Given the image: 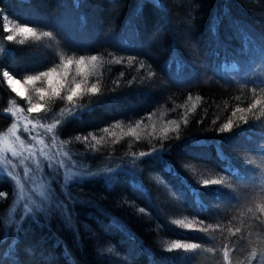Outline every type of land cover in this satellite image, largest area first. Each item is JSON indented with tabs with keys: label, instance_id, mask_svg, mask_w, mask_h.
<instances>
[{
	"label": "trees",
	"instance_id": "16d2710c",
	"mask_svg": "<svg viewBox=\"0 0 264 264\" xmlns=\"http://www.w3.org/2000/svg\"><path fill=\"white\" fill-rule=\"evenodd\" d=\"M81 57L63 100L24 84ZM12 108L55 125L64 210L7 224L0 178V264H264V0H0V132Z\"/></svg>",
	"mask_w": 264,
	"mask_h": 264
},
{
	"label": "rangeland",
	"instance_id": "374dc122",
	"mask_svg": "<svg viewBox=\"0 0 264 264\" xmlns=\"http://www.w3.org/2000/svg\"><path fill=\"white\" fill-rule=\"evenodd\" d=\"M29 11L33 13L34 10L31 8ZM59 14L60 12H57L54 16H58ZM63 16L68 24L74 25L73 28L78 26L77 19L74 16L73 19L68 15L65 17L63 14ZM63 16L60 15L59 18L61 19L55 18V20L60 23ZM90 30L89 22H87L85 28L80 30V33H86ZM65 65L68 64L61 63L53 68H56L58 73H64L67 70L78 71V69L83 68V66L78 68L77 65L69 68L68 65L67 69H65ZM52 79H59V76L53 77ZM27 80L26 78L24 84H28L25 83ZM6 81L8 82V78H6ZM13 81L16 80L13 79ZM41 83L45 84L48 83V81L42 79ZM23 86L22 82H14L11 84V87L15 88L19 93H21ZM37 96H39V93H37ZM19 110L20 111H18V109L13 110V108L10 110L12 118L9 120L10 122L7 128L0 132V178L7 180L11 188L5 221L7 224L14 226L19 225L26 217H34L38 212H43L47 209L59 208L60 210L64 208L63 205L52 197L43 180V175L46 176L48 171L51 170L47 167L48 163L54 161L47 146L48 144H52L54 148L56 147V140L55 144L52 143L53 133L47 131V128L52 126L53 123L48 124L47 121H45V112L44 114H40L42 113L40 112L37 115L27 114V116H25L20 108ZM147 122L152 123L153 121L148 119ZM148 125L150 126L151 124ZM16 136H19L20 140H16ZM13 141H15V143H13ZM21 141H23V144H21ZM41 141H43V143H41ZM55 150L58 152V148H55ZM12 151H15L17 155L13 156ZM37 161H39V168H37ZM54 164L55 163L52 164V167ZM61 168L63 172V176L60 179L61 183H67L78 179L77 175L65 168L64 165H61ZM25 169H28L27 177L25 176ZM17 181H19V183ZM45 189L47 190V198L45 202H38L40 210L28 213L25 205L31 206V201H38L39 198L36 193Z\"/></svg>",
	"mask_w": 264,
	"mask_h": 264
},
{
	"label": "snow or ice",
	"instance_id": "6c2138e0",
	"mask_svg": "<svg viewBox=\"0 0 264 264\" xmlns=\"http://www.w3.org/2000/svg\"><path fill=\"white\" fill-rule=\"evenodd\" d=\"M21 31H31V29H21ZM47 35V33H46ZM9 39H11V37H9ZM90 60L92 61H95L96 60V57L95 56H92L89 58ZM72 63V61L70 60L68 62V65H70ZM85 63V58L84 57H81L78 61H77V67L79 68L80 66L84 65ZM129 63H131V61H129ZM68 65H65V69H67ZM143 66V65H142ZM4 76L8 78V83L9 85L11 86L12 83H19V81H13L12 77L9 76V74L5 71L4 72ZM59 76L60 79L59 80H56L55 82L53 81V77H57ZM67 76V72L65 71L64 73H58L57 69L56 68H50L48 71H44V72H41L38 76H32V77H29V79L25 82V83H34L35 81L37 80H41V79H45L48 81L49 83V91H50V94L52 95H55L57 97H59L61 100L64 99V97L61 95L60 93V89L63 87V83L62 81L64 80V78ZM131 82H129L130 84ZM79 89V85H77L75 88H72L71 89V94L67 95V100L68 101H72L73 100V96L75 95V93L77 92V90ZM13 92H16V89L13 88L12 89ZM17 95H19V93H17ZM39 95H40V98L41 100L44 99V96H45V93L43 91H40L39 92ZM37 107H40L38 105H35L33 104L29 109L28 111L29 112H33L37 109ZM47 116L45 115L44 119H46ZM57 123H59V121H57ZM15 127V126H13ZM55 127V125H52V126H49L47 128V131L49 133H52L53 132V128ZM230 127V125H225L224 128H221L220 131L223 132L225 131L226 129H228ZM16 140H20V137L19 136H16L15 137ZM55 140H56V137H55V134H53L52 136V143L55 144ZM13 143H15V141H13ZM41 143H43V141H41ZM21 144H23V141H21ZM260 147L262 149H264V144L260 145ZM10 150V149H8ZM153 151H157L155 148L153 149ZM12 155L13 156H16L17 153L15 151H12ZM143 155H146L145 153H141V156ZM54 163V161L52 162H49L47 167L49 169L52 168V164ZM40 165H39V161H37V168H39ZM106 171H111V169H107ZM91 174V173H89ZM28 175V169H25V176L27 177ZM19 183V181H17ZM213 183H215V181H213ZM37 197L39 198L38 201L36 200H33L31 201V206L29 205H25V208L27 210L28 213H31V212H34V211H39L40 210V207H39V204L38 202L39 201H44L46 200L47 198V190H41L39 192L36 193ZM172 247L174 248H181V247H185V245H182L180 243H174L172 245ZM186 247L188 248H197L198 245L197 244H191V245H187ZM109 251H111V249H109Z\"/></svg>",
	"mask_w": 264,
	"mask_h": 264
}]
</instances>
